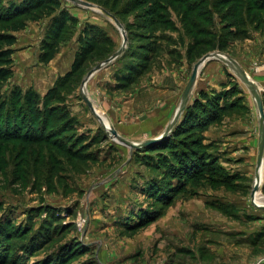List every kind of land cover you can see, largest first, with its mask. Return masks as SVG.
Here are the masks:
<instances>
[{
	"label": "rangeland",
	"instance_id": "rangeland-1",
	"mask_svg": "<svg viewBox=\"0 0 264 264\" xmlns=\"http://www.w3.org/2000/svg\"><path fill=\"white\" fill-rule=\"evenodd\" d=\"M23 1L3 0L6 6ZM61 2L63 14L30 21L32 34H19L27 28L14 34V76L0 84L7 94L16 86L35 89L41 105L58 87L48 104L54 111L38 121L35 131H24L29 139L17 137L25 133L16 132L13 122L8 140H0V243L12 255L18 253V260L22 245L30 241L31 252L20 264H41L49 257L47 264H258L264 250L244 241L262 224L247 222L246 214L264 217L251 199L258 151L242 144L257 137L251 112L255 118L259 113L249 88L222 60H210L200 69L190 100L201 95L202 79L208 82L205 93L228 91L232 101L238 100L233 112L203 132L190 128L183 136L185 131H179L181 142L175 137L156 148L132 149L104 129L82 96L88 73L121 48V30L98 11ZM110 2L116 4L112 13L125 30L127 46L90 79L85 93L96 113L129 142L140 144L166 131L195 64L206 55L229 56L257 89L264 80V26H247L244 34L224 38L225 52L213 50L212 42L200 47L206 54L189 60L192 42L175 10L167 6L166 14L147 20L152 3ZM212 14L207 26L225 37L221 29L230 22L217 11ZM57 16L68 20L67 30L54 59L44 64L42 52L56 42ZM91 39L95 55L77 77L62 81L94 45ZM219 70L227 83L218 88L214 74ZM34 137L46 142L36 149L29 145ZM197 156L201 160L195 162ZM263 188L264 173L260 204Z\"/></svg>",
	"mask_w": 264,
	"mask_h": 264
},
{
	"label": "trees",
	"instance_id": "trees-1",
	"mask_svg": "<svg viewBox=\"0 0 264 264\" xmlns=\"http://www.w3.org/2000/svg\"><path fill=\"white\" fill-rule=\"evenodd\" d=\"M90 1H94V3L99 4L110 13L114 11V5H116L111 4L110 0H108L109 2L106 0ZM143 3H152L151 8H149L148 14L146 15V17L151 18H147V20H154L158 12L166 14L167 6L176 11V13L180 16L185 35L190 36V40L192 42L187 47L186 56L189 60H193L195 56L206 54L208 51L201 50L200 47L207 46L212 42L214 43V46L212 48L213 50L225 52L226 49L223 45L224 38H234L235 36H240L242 33L244 34V29L247 26L253 25L257 29H260V27L264 26V0H144ZM63 11L64 10L62 8L61 0H42L41 2L40 0H24L19 4H11V6H6L3 0H0L1 85L6 83L14 76L13 65L15 50L13 49V46L17 42V37L14 34L25 30L30 21L40 20L45 16L56 13L63 14ZM212 11H217V13L221 15L224 22H230L225 24V26H223V28L221 29L222 34L225 33V37L216 34L210 28V26H207L213 21ZM115 16L117 17V14ZM55 18H57L55 23L57 25V37L55 38L56 42H54V44L52 45L50 44L42 52V62L44 64H49L54 59L59 50L58 46L60 36L63 32H65V30H67L66 25L68 20L66 18L60 19L58 18V16ZM240 27H242V30L240 29ZM96 37L97 36L94 35L93 38L96 39ZM94 39H91L88 42L89 45L94 44L92 43L95 42ZM96 50V44L88 47L85 52L84 58L81 59V61L78 59L75 61L72 70L67 73L62 81H67L72 79L73 77H77L82 71L84 65L89 61V56L95 55ZM108 53H110L109 50L105 51L100 56ZM108 56L110 58L112 55ZM130 69L131 72H133L134 68H132V66L130 67ZM62 84L63 83H61L60 86ZM57 90L58 87L52 88L44 97V101L42 102L43 104L41 105L40 95L33 88L23 90L21 87L16 86L10 91V93L7 94L2 93V87H0V140L5 137H7L6 139L8 140L9 135L6 133V131H8V126H10L13 122V129H15L16 132L19 129L21 130L20 133L35 131V125H37L38 121L40 119L44 121L45 115L54 111L55 108L49 106L48 104L50 101L52 102V100L56 99ZM229 94L230 93L228 91L225 93H218L214 91V93L210 94L202 91L200 96H196L195 98H193V100H190L179 122L175 125L172 132L166 139L158 144L141 148L139 150L156 148L165 145L166 143L170 144L173 142V140H175V137H178L177 139H180L181 142L183 138H179V135H177L179 131H185L183 136L190 128L193 131H196V129H198L199 131L201 130V132H203L206 128L205 126H211L213 122H219L224 114H230L231 112H233V109L237 107L238 100L232 101L229 97ZM48 107H50L49 111H47ZM3 113H5V117L2 121ZM209 118L210 120H208ZM207 120L209 122H207ZM4 126H6V128L3 129ZM26 133L16 135L22 141H25L26 139H29ZM43 138H31L30 141L32 142L29 143V145L36 148V145H38L39 143L46 142V138L42 140ZM201 145V150H205L206 147L203 142H201ZM184 157V155L180 156L183 163L185 161V159L183 160ZM196 158L197 159H194L195 162H197V160H201V157L197 156ZM205 161L207 162V160ZM187 165L189 166L187 168H190L191 164L187 163ZM233 177L236 176L231 175L228 178L235 179ZM259 211L264 212V209H260ZM246 218L250 221L262 222L260 228L252 235L251 241L254 248L258 249L259 252H262L264 250V217H257L253 214H246ZM29 243L30 241H28L27 244L25 243L24 245H22L20 253L21 258L20 256H17L18 260L16 259V255L18 253H16L15 256L12 255L10 253L11 250H9V248L5 249L3 243H0V263H12V261L15 260L16 264H20V262H22L23 260H25L24 258H26L24 253L26 251L28 253L31 252L30 249L32 248V244ZM9 259H11V261ZM51 259L52 258L49 257L47 260L41 262V264H47L51 261Z\"/></svg>",
	"mask_w": 264,
	"mask_h": 264
},
{
	"label": "water",
	"instance_id": "water-1",
	"mask_svg": "<svg viewBox=\"0 0 264 264\" xmlns=\"http://www.w3.org/2000/svg\"><path fill=\"white\" fill-rule=\"evenodd\" d=\"M66 1H70L71 3H73L75 5H78V6H81V7L102 13L107 18L112 20L116 24V26L121 30V33L123 36V44H122L121 48L115 54H113L109 59H107L103 63L99 64L95 69L91 70L88 73L87 77L85 78V80L82 83V96H83V100L86 102V104L92 110V112L94 113L96 118L101 122L104 129L107 130V132H109L116 140H118L122 144H124V145H126L132 149H141V148H145V147H148L151 145L158 144L169 136V134L172 132L173 128L179 122L180 118L182 117L183 113L185 112V110H186V108L190 102V99H191V93H192V91L196 85L200 69L207 62H209L210 60H214V59L222 60L225 64L230 66L236 72L237 76L249 88L250 93L252 94V97L254 98V100L256 102V107H257V110L259 113L260 137H259V145H258L256 179H255L254 187H253V190L251 193V199H252V203L255 207H257L259 209H264V203H262L261 205H258L255 203L256 194L259 193L260 188L262 186V180L260 178L262 176L260 175V171H262V169L264 168V101H263V97L261 96L260 92L256 88L255 84L250 80L249 76L240 67V65L235 60L230 58L229 56L222 55L221 53H213V54H209V55L204 56L199 62H197L195 64L193 71H192V74H191V77H190V80H189V82H188V84L184 90V93L182 95L180 106L178 107L176 114H175L173 120L171 121L170 125L166 129V131L161 136H159L158 138H154L152 140H148V141L140 143V144L129 142L128 140L121 137L112 127L108 128L104 119L96 113L94 105L92 104V102L90 101V99L88 98V96L85 93L87 83L90 81V79L97 72L101 71L104 67H106L107 65H109L113 61H115L125 51L126 46H127V42H128V38L125 34V30H124L122 24L120 23V21L113 14L109 13L107 10H105L104 8H102L100 6L94 5L92 3H89V2H86L83 0H66Z\"/></svg>",
	"mask_w": 264,
	"mask_h": 264
},
{
	"label": "crops",
	"instance_id": "crops-1",
	"mask_svg": "<svg viewBox=\"0 0 264 264\" xmlns=\"http://www.w3.org/2000/svg\"><path fill=\"white\" fill-rule=\"evenodd\" d=\"M30 29L31 28H27L25 31H23L22 33H19V34H32V31ZM220 69H222V68H220ZM243 69L245 70L244 67H243ZM216 73L217 74H214V77H215L214 81H216V83H215L216 85H214V86H217L219 88L223 84H226L227 81H226V78L224 77V75L222 74L223 73L222 71L216 72ZM231 79H233V78H231ZM201 81H202V85H201V87L199 85V89L198 90L202 92V91L207 90L208 82L207 81H204L202 79H201ZM198 82H199V80H198ZM257 85L260 88V89L259 88L258 89H259V92H260L261 96L264 97V80L263 81H258L257 82ZM213 91H216V90H213ZM249 93H250V91H249ZM250 95H251V93H250ZM249 98L251 99L250 101H252V99L254 101V98L252 96H249ZM256 110H257V107H256ZM254 113H255V111L252 110L251 114L253 115L254 119H256V124H257V137L254 139V135H252V136L250 135L251 138L249 137L250 140L247 142V144H245L244 141L242 142V144H243V146L244 145H247V146H244V147H246L248 149L249 148H252L254 150L257 149V151H258L259 137H260V118H259V116H257V118H255ZM257 113H258V110H257ZM244 130H245V127H244ZM257 157H258V153H257ZM246 221L252 223L253 225L257 223L256 221H250V220H246ZM259 223H261V222H259ZM253 234L252 233H249V235L246 236L247 239L244 240L246 242V244L252 245V242L251 241H252V235ZM251 247L254 249V246L253 245ZM250 253L252 254V250H251ZM253 253H254V251H253ZM258 264H264V256L263 257H260Z\"/></svg>",
	"mask_w": 264,
	"mask_h": 264
},
{
	"label": "bare ground",
	"instance_id": "bare-ground-1",
	"mask_svg": "<svg viewBox=\"0 0 264 264\" xmlns=\"http://www.w3.org/2000/svg\"><path fill=\"white\" fill-rule=\"evenodd\" d=\"M104 121H105V120H104ZM105 123H106V125H107L108 128H109V127H110L109 123L106 122V121H105ZM262 170H263V169H262ZM263 173H264V170H263V171H260V175H261V176H263ZM260 178H261V180H262V177H260ZM261 202H263L262 199H261V195H260V193H257V194H256L255 203L258 204V205H261V204H260Z\"/></svg>",
	"mask_w": 264,
	"mask_h": 264
}]
</instances>
